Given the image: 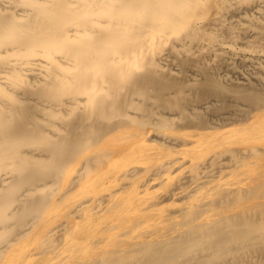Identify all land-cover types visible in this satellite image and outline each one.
I'll return each instance as SVG.
<instances>
[{"label":"bare ground","instance_id":"bare-ground-1","mask_svg":"<svg viewBox=\"0 0 264 264\" xmlns=\"http://www.w3.org/2000/svg\"><path fill=\"white\" fill-rule=\"evenodd\" d=\"M0 264H264V0H0Z\"/></svg>","mask_w":264,"mask_h":264},{"label":"rangeland","instance_id":"rangeland-1","mask_svg":"<svg viewBox=\"0 0 264 264\" xmlns=\"http://www.w3.org/2000/svg\"><path fill=\"white\" fill-rule=\"evenodd\" d=\"M226 53H227V52H226ZM240 53H241V52H240ZM240 53H233V55H234V56H233V58H232V56H231V55H232V53L228 52V55H229V56H231V58H232V59H235V58H236V59H238V58H240V56H239V55H241V56H242V54H240ZM236 56H238V58H237ZM248 67H249V68H252V66H251V65H249V64H248L247 66H245V68H248ZM249 68H248L247 70H249Z\"/></svg>","mask_w":264,"mask_h":264}]
</instances>
